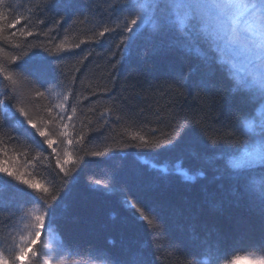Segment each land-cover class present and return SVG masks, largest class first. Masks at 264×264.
<instances>
[{
    "label": "trees",
    "instance_id": "obj_1",
    "mask_svg": "<svg viewBox=\"0 0 264 264\" xmlns=\"http://www.w3.org/2000/svg\"><path fill=\"white\" fill-rule=\"evenodd\" d=\"M130 2L141 11L145 0ZM39 3L0 0V65L13 55L23 56L13 67L30 76L41 91L47 89L44 98L29 104L34 116L40 113L35 116L38 122L45 115L43 107L54 106L62 95H68L71 106L66 105L64 111L72 120L64 119L71 136L78 137L81 131L99 135V130L108 137V145L115 147L131 142L128 137L136 133L151 139L153 128L155 136L162 138L160 133L169 131L172 117L198 120L211 136L242 128L256 113L255 98L233 90L247 70L240 68V58L225 63L217 54L212 64L194 52H156L150 41L151 26H144L134 41L122 45L124 17L114 9L115 0H72L71 5L56 0L44 15L37 10ZM61 14L71 17L67 23ZM16 16L23 18L22 23L9 28ZM54 20H61L62 26ZM105 27L114 31L94 36ZM21 28L44 34L24 37ZM39 42L44 47L32 48ZM53 47L66 49L62 60L44 50ZM5 83L0 77V93ZM6 115L8 128L0 131V167L38 185L55 183L57 189L67 180L66 195L50 207L44 222L57 235L61 249L56 250L60 257L64 254L62 259L128 264L140 254L147 264H194L198 259L227 264L246 254L264 257V217L233 193L223 177L228 155L244 145L242 137L233 136L228 146L213 151L204 134L189 128L175 147L128 148L127 155L111 152L104 157L86 154L94 150V143L81 151L82 145L74 140V146L62 147H67L78 166L64 178L35 131L14 110L0 108V118ZM117 116L119 122H115ZM54 146L58 150L61 145ZM221 153L223 159L218 161ZM113 173H118L115 182ZM89 179H100L108 187L89 186ZM36 203L32 190L0 172V242L7 240L8 228L32 207L45 212ZM132 203L155 214L163 232L154 236ZM10 207L19 210L11 215Z\"/></svg>",
    "mask_w": 264,
    "mask_h": 264
},
{
    "label": "snow or ice",
    "instance_id": "obj_2",
    "mask_svg": "<svg viewBox=\"0 0 264 264\" xmlns=\"http://www.w3.org/2000/svg\"><path fill=\"white\" fill-rule=\"evenodd\" d=\"M54 2L56 0H40V3L36 5L37 10L41 12V15L51 12L50 8ZM59 2L72 4V0H59ZM113 7L124 17L123 28L120 29L123 36L120 42L122 45L134 41L144 26H151L154 32L150 41L156 52L172 50L194 52L205 61L215 64L217 54L224 59L225 63L234 61L242 47L243 61L247 70L239 76L238 83L233 90L238 88L244 95L254 97L257 103L264 106V0H145V3L141 5V11H137L136 4L131 3L130 0H115ZM2 15L0 14V16ZM61 15L64 23H67V20L71 18L65 14ZM22 21V17L16 16L8 24V27L15 29ZM40 22L47 26L46 20ZM53 23L62 26L61 20H54ZM110 31L114 30L105 27L94 36L105 37ZM20 34L27 37L39 36L44 33L43 31L33 33L27 28H21ZM13 37L15 38V33H13ZM15 47H20V45L17 44ZM41 47H44L43 42L32 45V48ZM44 50L50 57H56L58 60L64 58L61 53L66 51L63 47L45 48ZM21 58L23 56L13 55L9 62L0 65V77L3 82H6L4 91L0 93L3 97L0 99V108H6L7 111L14 110L35 131L47 148L51 150L52 158L55 159V168L63 174L64 178L71 176L75 171L73 166H78V162L67 147L64 148L62 154L58 152L57 147L54 146L57 143L61 146H74L75 140L82 145L81 151L88 144L94 143V150L86 154L91 157H104L111 152L127 155L128 148L158 151L175 147L185 138L184 133L189 128L198 129L204 134L208 148L213 151L221 145L228 146L233 136H240L244 139L245 150L240 156L228 155L227 163L223 167V177L233 193L245 200L250 207L256 209L264 217V109L261 110L259 122L249 121L243 128L238 126L229 132L211 136L207 135L208 130L198 120L172 117L169 131L160 133L162 138L155 136L157 129L153 128L151 139L136 133L128 137L131 142L125 141L113 147L108 145V137H105L99 130H97L99 135H89L81 131L78 137L71 136L68 131L69 124L64 119L67 117L68 121L72 120V116L64 111L66 105L71 106L68 95H62L54 106L43 107L42 111L45 115L38 122L35 116H40V113L36 112L34 116L29 109V104L32 100L39 102L41 98H44L47 89L41 91L42 87L38 86L30 76L13 67ZM177 86L182 87L181 84ZM54 112L57 113L55 116H53ZM119 120L120 117L117 116L115 122H119ZM6 123L7 115L0 118V131L8 128L5 126ZM53 124L56 125L55 128L51 127ZM89 132L91 133L92 130L89 129ZM53 136L56 139H53ZM8 138L13 139L11 136ZM223 156L224 153H221V156L216 159L222 160ZM0 172L32 190L37 197L36 204L45 209L44 213H29L34 216L36 230L30 237H22L25 239L23 244L16 245L12 250L0 246V264H54L56 259L54 255L43 260L39 258L37 245L41 239L45 216L49 214L50 207L62 195L63 197L66 195L67 180L63 179L64 187L57 189L55 183L51 187L38 185L8 167H0ZM112 180L114 182L118 180V173H113ZM88 184L97 188L107 189L108 187V185L102 184L100 179H89ZM131 207L139 214V218L146 222L154 236L163 232V227L155 214L143 207H138L135 203H132ZM18 210L16 207L7 209L11 215H15ZM45 247L49 252H54L51 245ZM211 251L212 247L209 245L208 253L211 254ZM114 264H125V262L114 261ZM128 264H147V261L142 255L137 254L128 261ZM233 264H235L234 261ZM260 264H264V260Z\"/></svg>",
    "mask_w": 264,
    "mask_h": 264
},
{
    "label": "rangeland",
    "instance_id": "obj_3",
    "mask_svg": "<svg viewBox=\"0 0 264 264\" xmlns=\"http://www.w3.org/2000/svg\"><path fill=\"white\" fill-rule=\"evenodd\" d=\"M87 5H89V3H87ZM243 56H244V51L243 48L241 47V50L238 54V58H240L239 61V65L240 68L242 67H246V65L244 64L243 61ZM264 109V106L260 105L258 106L256 113L248 118L247 122L252 121L253 123H257L259 122V120L261 119L260 113L261 110ZM245 122L242 126V128L244 127V125L247 123ZM245 142L244 145L241 149H239L238 151L234 152L233 154L236 156H240L242 155L243 151L245 150ZM64 150V147L62 146H58V152H60L62 154ZM35 212L36 214H40L42 213V211L40 210V208H38L37 206H34L31 208V211H29V213ZM25 214L22 218H20L19 222L13 226V228L10 230L8 228L10 232V236L8 234L7 236V240L4 242H0V246H4V247H8L10 248V250L14 249L16 245H21L25 242V239L23 238H28L30 237L32 234H34L35 230H36V221L34 219L33 215H29ZM46 245H51L54 249V252H49L48 249L45 247ZM61 249L59 247V240L57 238V235L51 230V229H47L44 225V228L42 230V235H41V239L38 242L37 245V249H38V256L41 260L43 259H47L49 256H55V262L54 264H106V263H98V262H90L88 260H79V261H70V260H64L61 257L64 256L59 255L58 251L56 249ZM65 252V251H64ZM67 251L65 252V256H66ZM264 260V257H259L256 255H251V254H246L243 256H239L238 259H234L232 260L230 263L227 264H233V261L235 262V264H260V262ZM206 260L204 259H198L194 262V264H205Z\"/></svg>",
    "mask_w": 264,
    "mask_h": 264
}]
</instances>
